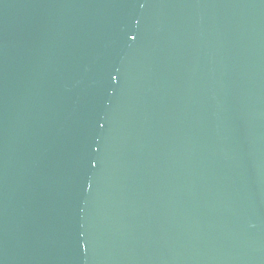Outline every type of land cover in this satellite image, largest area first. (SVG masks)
<instances>
[{
	"label": "water",
	"instance_id": "obj_1",
	"mask_svg": "<svg viewBox=\"0 0 264 264\" xmlns=\"http://www.w3.org/2000/svg\"><path fill=\"white\" fill-rule=\"evenodd\" d=\"M0 264H264V0H0Z\"/></svg>",
	"mask_w": 264,
	"mask_h": 264
}]
</instances>
